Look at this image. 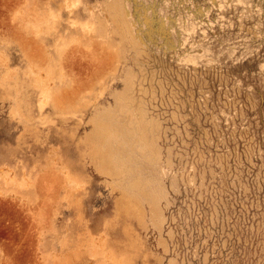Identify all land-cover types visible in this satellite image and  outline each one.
Segmentation results:
<instances>
[{
  "label": "rangeland",
  "instance_id": "rangeland-1",
  "mask_svg": "<svg viewBox=\"0 0 264 264\" xmlns=\"http://www.w3.org/2000/svg\"><path fill=\"white\" fill-rule=\"evenodd\" d=\"M73 1L0 0V264H264V0Z\"/></svg>",
  "mask_w": 264,
  "mask_h": 264
},
{
  "label": "bare ground",
  "instance_id": "bare-ground-1",
  "mask_svg": "<svg viewBox=\"0 0 264 264\" xmlns=\"http://www.w3.org/2000/svg\"><path fill=\"white\" fill-rule=\"evenodd\" d=\"M70 5L75 6V2L73 0H66V6L70 7ZM114 214L117 216L120 214L125 215L126 213H125V210L123 209L122 205H116L114 208Z\"/></svg>",
  "mask_w": 264,
  "mask_h": 264
}]
</instances>
